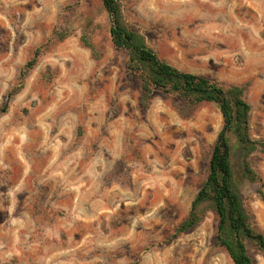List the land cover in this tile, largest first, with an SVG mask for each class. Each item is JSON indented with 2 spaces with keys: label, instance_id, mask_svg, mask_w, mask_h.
Listing matches in <instances>:
<instances>
[{
  "label": "rangeland",
  "instance_id": "374dc122",
  "mask_svg": "<svg viewBox=\"0 0 264 264\" xmlns=\"http://www.w3.org/2000/svg\"><path fill=\"white\" fill-rule=\"evenodd\" d=\"M119 1L160 59L244 86L250 135L264 139V0ZM109 27L100 0H0V106L17 88L0 114V264H233L212 211L171 237L205 179L218 108L163 90L144 107ZM250 161L264 181V151ZM243 190L264 233V201Z\"/></svg>",
  "mask_w": 264,
  "mask_h": 264
},
{
  "label": "trees",
  "instance_id": "16d2710c",
  "mask_svg": "<svg viewBox=\"0 0 264 264\" xmlns=\"http://www.w3.org/2000/svg\"><path fill=\"white\" fill-rule=\"evenodd\" d=\"M109 20V35L113 47L127 55V69L138 75L141 103L145 107L154 90L185 99L192 105L213 103L222 118V127L213 143L205 179L195 194L185 219L171 237L194 229L208 211L217 220L213 242L222 248L233 264H253L248 245L264 256V233L258 229L252 214L244 206L246 184L256 186V193L264 201V181L251 165L250 158L264 151V139L250 135V105L245 98L244 86L221 85L207 77L182 72L160 59L146 45L144 36L126 23L119 0H100ZM66 33H57L63 38ZM81 43L95 55L93 45L82 37ZM42 49L36 48L20 73L23 77L33 69ZM17 88L8 91L0 106V114L8 109L9 99Z\"/></svg>",
  "mask_w": 264,
  "mask_h": 264
}]
</instances>
